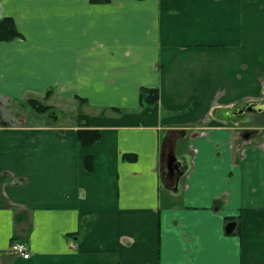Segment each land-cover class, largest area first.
<instances>
[{
	"label": "crops",
	"instance_id": "obj_1",
	"mask_svg": "<svg viewBox=\"0 0 264 264\" xmlns=\"http://www.w3.org/2000/svg\"><path fill=\"white\" fill-rule=\"evenodd\" d=\"M4 17L21 36L0 41V264H264V126L247 141L228 114L264 116V0H0Z\"/></svg>",
	"mask_w": 264,
	"mask_h": 264
},
{
	"label": "trees",
	"instance_id": "obj_2",
	"mask_svg": "<svg viewBox=\"0 0 264 264\" xmlns=\"http://www.w3.org/2000/svg\"><path fill=\"white\" fill-rule=\"evenodd\" d=\"M110 0H90L92 3H107ZM21 36L20 32L18 31L14 20L11 17H4L0 19V41H8L12 40L16 37ZM52 93V90H48L45 96H49ZM159 98V90L158 89H148V88H141L140 91V101L141 105L144 104H152L156 102ZM85 99H80V103H85ZM26 104L29 108H31L34 113L36 114H50L52 112V106L41 102L38 99L30 98L26 101ZM79 120L80 127L77 131V138L78 142L83 146H92L96 142H98L101 138V132L99 129L90 128L89 124V117L85 114H80ZM124 159L129 161H135L136 155L133 153H125ZM86 169L91 170L92 168V158L91 156L86 157L85 161ZM234 218V219H233ZM236 222L237 219L235 217H229L226 219V225ZM236 232V228L230 230L229 232L226 231L227 234H233Z\"/></svg>",
	"mask_w": 264,
	"mask_h": 264
},
{
	"label": "rangeland",
	"instance_id": "obj_3",
	"mask_svg": "<svg viewBox=\"0 0 264 264\" xmlns=\"http://www.w3.org/2000/svg\"><path fill=\"white\" fill-rule=\"evenodd\" d=\"M257 105H258L257 103H248L244 106H240L236 109H230V111H228L229 115L237 117V119H239L242 122V123L237 122L236 125L244 127L245 130H244L243 134L248 137L247 141L253 139V137H255V136L257 137V135L259 134L258 131H260L261 127L264 126V116L261 117L262 113L261 114L255 113V111H259V109H260L259 107H257ZM263 107H264V105H263ZM64 111L66 113H59L58 112L60 114V124H66L72 119V117L70 115L71 111L68 109H66ZM218 111H220V110H218ZM260 111L264 112L263 109H261ZM217 114H218V112H217ZM199 130L200 129L195 130L193 135L198 134V132H200ZM162 143H163L162 151H163V154L166 155L167 137H165V135H164Z\"/></svg>",
	"mask_w": 264,
	"mask_h": 264
},
{
	"label": "flooded vegetation",
	"instance_id": "obj_4",
	"mask_svg": "<svg viewBox=\"0 0 264 264\" xmlns=\"http://www.w3.org/2000/svg\"><path fill=\"white\" fill-rule=\"evenodd\" d=\"M174 141H175L174 136H171V137H168L167 138V143H166V146H167L166 150H167V152H166L165 161H164L165 162V178H166V181L167 182L168 181H172L174 178L178 177V174L181 172L182 163L176 160L174 162V168H176L174 170V172H175L174 178L171 179L170 169H169V164H168V152L170 150V146L173 145Z\"/></svg>",
	"mask_w": 264,
	"mask_h": 264
},
{
	"label": "built area",
	"instance_id": "obj_5",
	"mask_svg": "<svg viewBox=\"0 0 264 264\" xmlns=\"http://www.w3.org/2000/svg\"><path fill=\"white\" fill-rule=\"evenodd\" d=\"M11 251L18 255L21 256L25 259H28L30 257V252L28 249V245L23 242V241H16L11 245Z\"/></svg>",
	"mask_w": 264,
	"mask_h": 264
},
{
	"label": "water",
	"instance_id": "obj_6",
	"mask_svg": "<svg viewBox=\"0 0 264 264\" xmlns=\"http://www.w3.org/2000/svg\"><path fill=\"white\" fill-rule=\"evenodd\" d=\"M175 161H176V157H175V146L173 144V145L170 146V150L168 152V164H169L171 179L174 178V174H175V172H174V170L176 169V168H174V162ZM234 226H235V223L232 222V223H230V224H228L226 226V230L229 231L232 228H234Z\"/></svg>",
	"mask_w": 264,
	"mask_h": 264
}]
</instances>
